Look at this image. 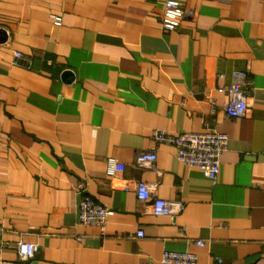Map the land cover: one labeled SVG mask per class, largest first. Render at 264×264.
I'll return each mask as SVG.
<instances>
[{"label": "crops", "instance_id": "obj_1", "mask_svg": "<svg viewBox=\"0 0 264 264\" xmlns=\"http://www.w3.org/2000/svg\"><path fill=\"white\" fill-rule=\"evenodd\" d=\"M178 1L167 30L166 0H0V264H264V0ZM241 70L248 109L229 118ZM154 129L226 133L217 179ZM142 180L181 210L154 214ZM83 195L110 209L105 228L80 224ZM21 241L40 246L30 263Z\"/></svg>", "mask_w": 264, "mask_h": 264}, {"label": "built area", "instance_id": "obj_2", "mask_svg": "<svg viewBox=\"0 0 264 264\" xmlns=\"http://www.w3.org/2000/svg\"><path fill=\"white\" fill-rule=\"evenodd\" d=\"M183 13L182 4L178 0H166L163 17V27L167 30L176 28V20ZM60 24V18H55ZM14 64H27L29 61L22 52H15ZM234 82L226 88L228 102L225 106L226 115L229 118H241L245 116L248 103L247 71L234 72ZM151 139L156 144H168L175 147L178 159L184 164L198 168L204 176L215 180L220 172L221 156L228 148L229 138L226 133L209 130L204 132H180L171 134L161 129H154ZM157 153L155 150H148L137 155L136 162L142 167H155ZM125 165L115 163L113 173L122 172ZM136 194L139 200L149 202L151 211L156 215L174 216L181 210V205L175 202L162 199L156 195V184L147 181L136 182ZM264 190V182L262 184ZM110 209L88 195H83L79 201V222L81 225L96 226L105 228ZM138 235H142L139 232ZM196 244L204 246L203 240H196ZM40 249L39 244L34 242L18 243L20 257L25 262H32ZM197 255L191 252H179L166 250L160 259V264H198ZM220 263L221 259L217 258ZM151 264V263H150Z\"/></svg>", "mask_w": 264, "mask_h": 264}]
</instances>
